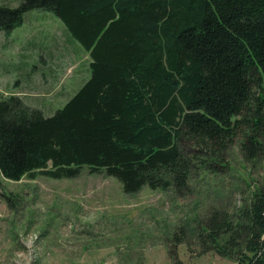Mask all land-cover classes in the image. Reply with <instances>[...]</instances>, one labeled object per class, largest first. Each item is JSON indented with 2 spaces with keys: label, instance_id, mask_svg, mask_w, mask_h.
<instances>
[{
  "label": "trees",
  "instance_id": "trees-1",
  "mask_svg": "<svg viewBox=\"0 0 264 264\" xmlns=\"http://www.w3.org/2000/svg\"><path fill=\"white\" fill-rule=\"evenodd\" d=\"M36 8L56 12L84 46L91 76L51 116L0 98V197L3 178L85 168L126 193L187 190L194 161L222 162L238 137L248 161L264 158V0H21L0 7V31ZM263 233L258 188L236 214L214 210L200 236L206 250L264 264Z\"/></svg>",
  "mask_w": 264,
  "mask_h": 264
},
{
  "label": "rangeland",
  "instance_id": "rangeland-1",
  "mask_svg": "<svg viewBox=\"0 0 264 264\" xmlns=\"http://www.w3.org/2000/svg\"><path fill=\"white\" fill-rule=\"evenodd\" d=\"M90 61L56 12L29 10L0 31V98L19 95L51 116L89 79ZM242 140L220 163L207 153L195 160L182 191L126 193L117 178L87 168L73 178H3L0 264H174L173 252L186 264H240L206 250L200 234L214 210L234 215L264 188V158L248 161Z\"/></svg>",
  "mask_w": 264,
  "mask_h": 264
},
{
  "label": "built area",
  "instance_id": "built-area-1",
  "mask_svg": "<svg viewBox=\"0 0 264 264\" xmlns=\"http://www.w3.org/2000/svg\"><path fill=\"white\" fill-rule=\"evenodd\" d=\"M262 240L264 241V233L262 235ZM259 255L264 257V246L262 247V250L259 252Z\"/></svg>",
  "mask_w": 264,
  "mask_h": 264
}]
</instances>
